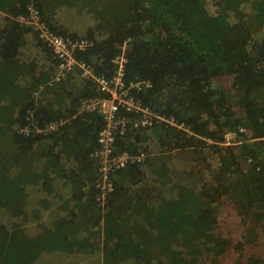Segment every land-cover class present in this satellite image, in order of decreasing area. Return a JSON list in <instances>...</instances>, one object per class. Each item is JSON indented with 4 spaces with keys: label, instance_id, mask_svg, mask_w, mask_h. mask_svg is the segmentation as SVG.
Wrapping results in <instances>:
<instances>
[{
    "label": "trees",
    "instance_id": "obj_1",
    "mask_svg": "<svg viewBox=\"0 0 264 264\" xmlns=\"http://www.w3.org/2000/svg\"><path fill=\"white\" fill-rule=\"evenodd\" d=\"M233 2L0 0V264H201L230 252L264 264V0ZM30 6L40 19L28 26L18 18ZM44 26L86 41L74 55L98 77L124 54L136 99L175 123L117 137L115 156L145 158L110 173L104 206L93 154L107 122L80 113L102 95L77 70L53 82ZM227 204L237 240L220 230Z\"/></svg>",
    "mask_w": 264,
    "mask_h": 264
},
{
    "label": "built area",
    "instance_id": "obj_2",
    "mask_svg": "<svg viewBox=\"0 0 264 264\" xmlns=\"http://www.w3.org/2000/svg\"><path fill=\"white\" fill-rule=\"evenodd\" d=\"M28 11L30 12V18L22 16L18 20L29 26L34 23L32 21H38L40 16L33 6H30ZM36 27L38 29L37 25ZM44 28L46 31H43L42 38L48 42L53 50V59L57 63V71L53 82L66 79L70 73L77 70L83 78L92 80L97 85V91L104 96L85 98L80 105V113L97 112L103 115L107 122L99 135V149L93 154L98 158L102 167L100 172L102 176L96 182V188L99 192L98 200L104 206L107 197L113 194L114 191L110 173L125 168L130 162L142 163L145 158L144 153L131 155L124 152L115 156L117 137L126 136L133 129L145 130L163 124L175 126V123L173 119L150 115L142 103L136 99V96L132 93L136 85L131 83L127 86L125 82L127 59L124 54H120L115 58V74L111 79L98 77L95 75L93 67L75 58L76 51L84 50L89 46L86 41L66 39L52 33L45 26ZM147 86L149 87V85ZM136 87L140 88V86ZM124 111L127 114L120 115ZM131 114L132 116L134 114L139 115L141 119L133 118ZM56 129L57 123H51L44 129H38V132L50 133Z\"/></svg>",
    "mask_w": 264,
    "mask_h": 264
},
{
    "label": "rangeland",
    "instance_id": "obj_3",
    "mask_svg": "<svg viewBox=\"0 0 264 264\" xmlns=\"http://www.w3.org/2000/svg\"><path fill=\"white\" fill-rule=\"evenodd\" d=\"M241 1H243V0H234L233 6L234 7L237 6ZM3 6H5V5H2V7ZM262 10L264 11V6L262 7ZM0 13H2V12L0 11ZM90 25H92V23H90ZM223 26H224L225 30L228 31L227 30L228 28L225 27V26H227L226 23L223 22ZM230 138H231V136L228 137V140ZM216 211L219 213L218 221H219V226H220L221 232H223L224 235H231L236 240L239 239L241 236V230L239 228V219H238L237 215L231 209V206L229 204H227V205L218 207L216 209ZM105 231H106V233H104L103 231H101V233L104 237H105V234H107V236L109 238V246L112 247L113 243H115V241L117 239V234L115 233V229L112 228L111 226H106ZM7 233L10 234L12 241H14L13 235L19 236V234H20L17 230H9V231H7ZM34 236H36V235H34ZM38 238L39 237H37V239ZM105 239H106V237H105ZM50 244H51V242L48 243V246L47 245H45V246L41 245L40 247L46 249V248L50 247ZM17 245L19 246V243ZM103 245H104V242L100 245V248H102ZM9 254H13L12 251L10 253H8V255ZM105 256H106V254L102 255V257H105ZM15 258H17V257L13 256V259H15ZM181 260L183 261V259H181ZM246 261H247V259L244 258V253L240 254L237 252H230V253H226L221 258H218L215 260H205V261L201 260V264H244V263H246ZM178 264H196V263H194L193 260L188 259L187 261H183V262L178 263Z\"/></svg>",
    "mask_w": 264,
    "mask_h": 264
},
{
    "label": "crops",
    "instance_id": "obj_4",
    "mask_svg": "<svg viewBox=\"0 0 264 264\" xmlns=\"http://www.w3.org/2000/svg\"><path fill=\"white\" fill-rule=\"evenodd\" d=\"M0 11H1V12H3V10H2V9H0Z\"/></svg>",
    "mask_w": 264,
    "mask_h": 264
},
{
    "label": "clouds",
    "instance_id": "obj_5",
    "mask_svg": "<svg viewBox=\"0 0 264 264\" xmlns=\"http://www.w3.org/2000/svg\"><path fill=\"white\" fill-rule=\"evenodd\" d=\"M229 137V136H228ZM228 137H227V139H228Z\"/></svg>",
    "mask_w": 264,
    "mask_h": 264
}]
</instances>
